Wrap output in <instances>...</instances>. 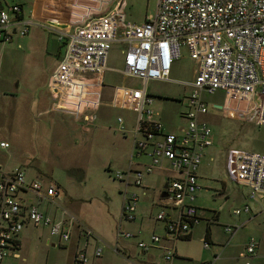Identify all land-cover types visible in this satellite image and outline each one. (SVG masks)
<instances>
[{"label": "built area", "instance_id": "obj_1", "mask_svg": "<svg viewBox=\"0 0 264 264\" xmlns=\"http://www.w3.org/2000/svg\"><path fill=\"white\" fill-rule=\"evenodd\" d=\"M156 1L154 14L137 22L125 10L127 0H49L42 23L54 30L59 42L66 44L48 83L49 110L80 114L85 130L102 104L104 73L111 68L108 53L112 43L123 45V66L112 69L130 82L114 87L110 104L136 113L130 129L122 117L117 118L119 129L129 131L132 139L128 167L114 174V179L124 185V220L136 219L141 195L148 194L145 177L158 167L172 172L166 179L167 188L159 192H167L158 197L164 209L156 215L165 224L166 236L153 233L150 242L138 240L142 251H149L152 244L163 239L175 242L190 234L191 228L200 222L195 205L202 190L198 169L204 149L214 145L213 123L206 116L217 108V103L208 106L206 94L224 92V103L219 107L224 117L264 126V0ZM23 3L0 0L1 43H9L14 36L25 37L35 23ZM182 47L197 64L193 77L186 81L170 78L175 60L182 57ZM136 80L143 85L136 86ZM152 80L178 81L189 87L187 109L180 113L186 125L180 133L168 130L161 111L153 107L155 98L147 89ZM9 147V142L0 139V148ZM143 155L149 158L148 162L134 161V157ZM224 166L232 182L249 189V198L264 201V152L231 147L226 150ZM130 187L141 188V192L129 193ZM64 192L54 182L31 176L26 168L5 169L0 164V264H5L9 257H19V238L26 224L47 227L49 235L60 242L71 239V226L76 221L73 215L64 219L39 208V201L44 199L56 205ZM242 211H249L247 203L234 213ZM121 225L118 238L135 236ZM237 229L231 225L225 228L231 234ZM208 243L204 240L205 246ZM256 244L257 240L251 238L247 251L252 254ZM102 252L103 247L98 246L93 256L100 257ZM175 254L176 248L171 245L164 258L170 260ZM86 255L78 251L74 260L84 264L88 261Z\"/></svg>", "mask_w": 264, "mask_h": 264}, {"label": "rangeland", "instance_id": "obj_2", "mask_svg": "<svg viewBox=\"0 0 264 264\" xmlns=\"http://www.w3.org/2000/svg\"><path fill=\"white\" fill-rule=\"evenodd\" d=\"M48 1L24 0L26 12L35 23L25 37L14 36L9 43L0 42V139L10 145L0 148V164L5 169L26 168L31 176L56 183L65 191L57 198L58 203L51 205L44 199L39 201V208L64 219H69L71 214L76 221L71 226V239L65 243L50 236L47 227L26 224L19 238V257H9L5 264H79L74 260L78 251L87 254L88 261L84 264H151L142 255L137 241L150 242L153 233L166 234L164 223L156 219L164 207L153 195L160 194L168 171L156 168L147 175L144 183L149 187L148 194L141 195L136 219L124 220L121 213L124 185L114 179V174L128 167L132 139L129 131L119 129L117 118L122 117L130 129L136 113L110 104L114 87L130 82L112 69L123 66L120 54L123 45L112 43L108 53L111 68L104 73L102 104L88 130L77 113L56 110L39 114L51 104L48 83L66 48L52 28L42 25ZM156 7V0H127L125 10L130 19L143 22L147 14H154ZM181 51L182 57L175 60L170 78L186 81L193 77L197 64L185 47ZM178 81L152 80L147 85L155 98L153 107L162 111L167 128L176 133L186 125L179 113L187 109L189 93V87ZM136 82L138 87L143 85ZM206 99L208 106L224 103V92L208 93ZM221 112L219 108L212 109L206 116L213 123L214 145L203 151L198 169L202 190L196 201L201 208L199 213L205 218L193 227L192 238L175 241L177 257L166 260V251L154 249L158 264H245L246 261L264 264V204L255 205L247 189L229 179L224 166L226 150L231 147L264 152V126L224 117ZM134 161L148 162L149 158L143 155L134 157ZM132 191L141 192V188H130L129 193ZM247 201L253 207L250 213L240 216L233 213ZM214 212L219 213L218 220H213ZM123 223L125 230L137 234L135 238L117 237ZM230 225L239 227L238 232L230 244L223 246L229 237L224 228ZM207 226L211 227L213 237L209 248L203 239ZM84 231L92 234L85 235ZM251 238L260 242L255 255L246 249ZM159 244L154 243L151 248ZM98 246L103 247V252L95 257L94 249ZM115 248L118 250L114 251Z\"/></svg>", "mask_w": 264, "mask_h": 264}, {"label": "crops", "instance_id": "obj_3", "mask_svg": "<svg viewBox=\"0 0 264 264\" xmlns=\"http://www.w3.org/2000/svg\"><path fill=\"white\" fill-rule=\"evenodd\" d=\"M24 1V0H23ZM23 7H24V10L26 11V9H25V2L23 3ZM46 15V14H45ZM182 112V111H181ZM180 112V113H181ZM46 113H51L50 112V110H49V107H47V108H45L43 111H41L39 114H46ZM161 113H162V111H161ZM179 113V114H180ZM162 116H163V114H162ZM162 116H161V119H162ZM163 121V120H162ZM163 123H164V125H165V127L167 128V126H166V124H165V122L163 121ZM168 130H174V129H169V128H167ZM175 131V130H174ZM157 169H159L160 171H162V169H160L159 167L157 168ZM170 173H172V172H166V175L168 176V175H170ZM147 177V176H146ZM146 177H145V179H146ZM166 182V181H165ZM164 182V183H165ZM163 186V185H162ZM243 187H245V186H243ZM130 188H138V187H130ZM129 188V189H130ZM246 189H247V195L249 196V189L247 188V187H245ZM161 189H162V187H161ZM161 189H159L160 191H161ZM147 195V194H146ZM145 195V196H146ZM159 195L160 194H158V195H156V196H154L153 195V198H155L156 199V202H158L159 203ZM198 196H199V194H198ZM198 196H196V199H195V205L196 206H198L197 205V203H196V201H197V198H198ZM250 197V196H249ZM155 199L153 200V203L155 202ZM249 199H251V198H249ZM251 200H253V202H255V205H258L259 203H261V204H264V201L263 200H261V199H251ZM250 201V200H249ZM248 205H249V211H247V212H245V211H242L241 213H239L237 216H240V215H242V214H244V213H250L251 211H252V209H253V207H252V204H250V202H246ZM138 207H139V204H138ZM243 207V206H242ZM242 207L241 208H239V209H242ZM198 208H199V211H198V213L201 211V208L198 206ZM237 209V208H236ZM235 209V210H236ZM136 212H137V210H136ZM235 212V211H234ZM233 212V213H234ZM235 214V213H234ZM199 215H200V217H201V219H204L205 217H203V215L202 214H200L199 213ZM137 217V216H136ZM218 217H219V213H217V212H214L213 213V220H218ZM201 219H200V221H201ZM205 220H207L208 222H211V219H205ZM127 221V220H126ZM127 222H129V221H127ZM200 223V222H199ZM198 223V224H199ZM197 225V224H196ZM195 225V226H196ZM121 226H123V227H125V224L123 223ZM194 226V227H195ZM236 227V226H235ZM234 227V228H235ZM239 228V227H238ZM125 229V228H124ZM164 229H165V224H164ZM192 229H193V227L191 228V232H190V234L188 233L187 235H184V236H182V237H180V238H178V240L179 239H181V238H188L189 237V239L190 238H192V234H193V231H192ZM166 231V230H165ZM224 231L228 234V240H227V242L226 243H224L225 245H223V246H226L227 244H230V242H231V240H232V238H233V236L235 235V234H237V232H238V229H237V231H235L233 234H231V233H229V232H227L226 230H225V228H224ZM167 233V232H166ZM78 239H80L81 237V234H80V231L78 232ZM133 234H135V236H137V234L136 233H133ZM135 236H134V238H135ZM164 236H166V234L164 235ZM203 239L205 240V241H208L209 243H208V245L206 246V248H209L210 247V244L213 242V237H212V231H211V227L210 226H207L206 227V231H205V235L203 236ZM254 239H256V238H254ZM257 240V244H256V247H255V250H254V252L252 253V255H255L256 254V252H257V250H258V248H259V244H260V242H259V240L258 239H256ZM77 242V241H76ZM176 242H177V240H176ZM76 245V247H77V243L75 244ZM171 245H174L175 246V242H173V240H170L169 238H167V240H164V241H162L161 242V244H159V245H157V246H154V247H152L149 251H142V255L144 256V257H146V258H148V259H150V261H151V264L153 263V264H158V260H157V256H156V253H155V250H157V251H167V249L169 248V246H171ZM175 248H176V246H175ZM155 249V250H154ZM154 250V251H153ZM147 252V253H146ZM166 253V252H165ZM165 253H164V257H165ZM178 256V253H177V249H176V254H175V257H177ZM174 257V258H175ZM216 258H218V256H216ZM141 263V262H140ZM141 264H145V263H141Z\"/></svg>", "mask_w": 264, "mask_h": 264}, {"label": "water", "instance_id": "obj_4", "mask_svg": "<svg viewBox=\"0 0 264 264\" xmlns=\"http://www.w3.org/2000/svg\"><path fill=\"white\" fill-rule=\"evenodd\" d=\"M215 106H216L217 108H219L221 105H220V104H216ZM167 186H168V183L165 182V183L163 184L162 188H163V189H166ZM165 195H167V192H166V190H163V192L161 193L160 196H161V197H164ZM52 245H54V244H52Z\"/></svg>", "mask_w": 264, "mask_h": 264}]
</instances>
